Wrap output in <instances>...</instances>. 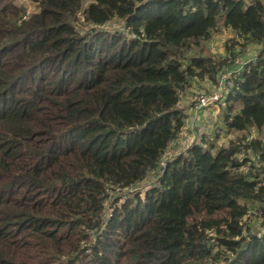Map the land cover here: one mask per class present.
<instances>
[{
    "label": "trees",
    "instance_id": "1",
    "mask_svg": "<svg viewBox=\"0 0 264 264\" xmlns=\"http://www.w3.org/2000/svg\"><path fill=\"white\" fill-rule=\"evenodd\" d=\"M30 1L0 0V264H264V0ZM223 74L221 135L168 155Z\"/></svg>",
    "mask_w": 264,
    "mask_h": 264
},
{
    "label": "rangeland",
    "instance_id": "2",
    "mask_svg": "<svg viewBox=\"0 0 264 264\" xmlns=\"http://www.w3.org/2000/svg\"><path fill=\"white\" fill-rule=\"evenodd\" d=\"M91 0H82V7L86 6ZM17 4H22L26 7L27 13H33L37 10V7L35 3H33L30 0H14ZM80 22L78 21V26L82 25L85 29V24L82 22L81 14L79 15ZM82 25H81V24ZM121 22L113 21L110 24H107L104 28L110 29L114 28L116 29ZM229 37V32L226 28L223 26H220L217 28V30L213 31L211 33L210 38L206 42H202L199 49H201L202 54H220L222 53V45L225 39ZM224 75V74H223ZM222 75V76H223ZM221 76V78H222ZM212 90V89H211ZM210 91V90H208ZM205 90V92H208ZM204 91L191 89L185 94L181 96L180 106L183 107L184 112L186 114V122H187V129H184V134L181 137V134L178 135V140L172 143L168 149V155H174L178 152H184V149L186 146H188L193 140L199 139L202 136H205V138H208L211 136L212 132H218L217 134L221 135L219 131L220 127H222L223 122L221 121V112H222V103L221 101H216V103H213L209 105L206 108L203 109H197L192 105V97L194 95H198L200 93H205ZM187 105V107H185ZM190 105V106H189ZM191 107L190 109H188ZM188 110H187V109ZM188 134V135H187ZM227 139V138H226ZM222 140L217 141V144H221ZM174 144V148L173 145ZM150 180L149 183H151ZM148 184V182H146ZM146 186V185H144ZM139 188V187H138Z\"/></svg>",
    "mask_w": 264,
    "mask_h": 264
},
{
    "label": "built area",
    "instance_id": "3",
    "mask_svg": "<svg viewBox=\"0 0 264 264\" xmlns=\"http://www.w3.org/2000/svg\"><path fill=\"white\" fill-rule=\"evenodd\" d=\"M228 76V74H224L212 90L194 95L191 99L193 103L192 105H194L197 109H203L213 103H216V101H221L231 85Z\"/></svg>",
    "mask_w": 264,
    "mask_h": 264
},
{
    "label": "crops",
    "instance_id": "4",
    "mask_svg": "<svg viewBox=\"0 0 264 264\" xmlns=\"http://www.w3.org/2000/svg\"><path fill=\"white\" fill-rule=\"evenodd\" d=\"M227 31L229 32V35H230V31L227 29ZM222 50H223V48H222ZM247 55H249V53L247 54ZM203 87H205V88H207V89H209L210 88V90L211 89H213L214 87H212L211 85H210V83L209 82H204L203 84ZM194 88H195V86H194ZM190 106V105H189ZM185 107H187V105L185 106ZM191 107H189L188 109H190ZM187 109V108H186ZM187 109V110H188ZM187 120V119H186ZM186 125H187V122H186ZM185 129H187V126H185ZM184 131V130H183ZM182 131V133H180L181 134V137L183 136V134H184V132ZM188 135V134H187ZM173 146V148L175 147L174 146V144L172 145Z\"/></svg>",
    "mask_w": 264,
    "mask_h": 264
},
{
    "label": "water",
    "instance_id": "5",
    "mask_svg": "<svg viewBox=\"0 0 264 264\" xmlns=\"http://www.w3.org/2000/svg\"><path fill=\"white\" fill-rule=\"evenodd\" d=\"M264 224V218H263V220H262V222H261V225H263Z\"/></svg>",
    "mask_w": 264,
    "mask_h": 264
}]
</instances>
